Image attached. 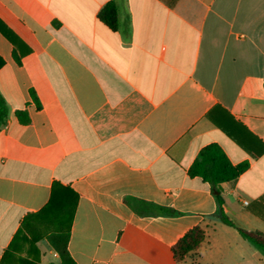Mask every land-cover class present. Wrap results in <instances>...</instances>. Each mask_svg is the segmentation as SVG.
Masks as SVG:
<instances>
[{"label": "crops", "instance_id": "crops-1", "mask_svg": "<svg viewBox=\"0 0 264 264\" xmlns=\"http://www.w3.org/2000/svg\"><path fill=\"white\" fill-rule=\"evenodd\" d=\"M0 58V264H61L54 211L75 264H176L195 227L181 264H264L189 175L212 144L248 163L224 208L264 233V0H0Z\"/></svg>", "mask_w": 264, "mask_h": 264}, {"label": "trees", "instance_id": "trees-1", "mask_svg": "<svg viewBox=\"0 0 264 264\" xmlns=\"http://www.w3.org/2000/svg\"><path fill=\"white\" fill-rule=\"evenodd\" d=\"M98 19L112 31L118 28V7L114 2L108 3L99 13ZM18 64L20 57L15 55ZM4 62L0 58V70L4 67ZM32 97L37 107L40 108L36 95L32 92ZM9 107L4 96L0 92V129L6 124L9 117ZM16 117L22 124H28L30 119L26 112L19 111ZM213 118V114H210ZM219 123V121H215ZM220 124V123H219ZM249 168L248 163L234 165L230 162L225 152L217 144H212L204 148L189 169L190 177H200L209 183L216 191L218 210L216 218L224 225L238 230L240 236L256 248L264 256V233L259 231H247L239 229L225 212V200L223 198V184L231 183L240 178ZM51 206V205H50ZM160 212L174 215L172 210L160 209ZM73 215L63 214L61 211H54V222L58 224L56 231L51 233L49 242L58 253L61 264H75L68 252V242L70 231L66 228L67 223L71 224ZM206 239V232L200 227H195L186 233L172 248L173 259L176 264L185 262L188 257L198 251ZM32 243V241H30Z\"/></svg>", "mask_w": 264, "mask_h": 264}]
</instances>
